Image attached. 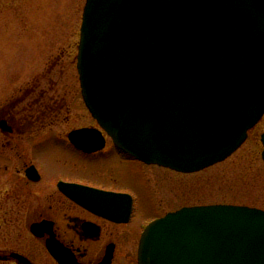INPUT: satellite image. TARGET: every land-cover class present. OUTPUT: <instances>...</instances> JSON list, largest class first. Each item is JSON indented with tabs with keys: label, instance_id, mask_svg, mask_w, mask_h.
<instances>
[{
	"label": "water",
	"instance_id": "95a60500",
	"mask_svg": "<svg viewBox=\"0 0 264 264\" xmlns=\"http://www.w3.org/2000/svg\"><path fill=\"white\" fill-rule=\"evenodd\" d=\"M76 67L86 107L119 150L203 170L232 155L264 115V0H86ZM68 137L85 151L105 144L95 128ZM260 141L264 162V132ZM121 197L96 190L103 208ZM138 264H264V210L169 212L146 226Z\"/></svg>",
	"mask_w": 264,
	"mask_h": 264
},
{
	"label": "flooded vegetation",
	"instance_id": "af4514ba",
	"mask_svg": "<svg viewBox=\"0 0 264 264\" xmlns=\"http://www.w3.org/2000/svg\"><path fill=\"white\" fill-rule=\"evenodd\" d=\"M35 88L20 90L18 96L0 104V174L6 171L15 179L8 190L0 180V264H138L139 240L146 225L174 210L148 220L152 206L141 199L136 188L144 184L139 181L135 188L133 183H126L121 189L112 188L110 184L116 176L105 177L109 171L103 170L110 163L116 165L118 160L140 168L157 165L128 156L108 143L107 138L103 149L84 151L68 138L70 131L78 128L69 130L65 138L53 134L36 140L37 127L46 128L52 122L54 108L62 104L58 100L52 104V97L47 95L49 89L35 92ZM80 96L84 104L81 92ZM46 139L62 141L80 166L48 175L43 158L39 161L36 155L37 145ZM102 158L113 161L99 166L107 162ZM62 183L73 188L62 189ZM96 190L128 197L106 200L103 208L96 199Z\"/></svg>",
	"mask_w": 264,
	"mask_h": 264
},
{
	"label": "rangeland",
	"instance_id": "374dc122",
	"mask_svg": "<svg viewBox=\"0 0 264 264\" xmlns=\"http://www.w3.org/2000/svg\"><path fill=\"white\" fill-rule=\"evenodd\" d=\"M84 3L85 0H0V104L18 96L20 90L29 91L32 87H36L35 92L49 89L47 95L52 97V104L55 100L62 104L60 108L54 106L57 111L54 108L52 122L46 128L37 127L36 140L53 134L65 138L74 128L97 126L81 101L76 68ZM263 130L264 118L231 156L194 173L123 164L116 153L119 163L115 165L110 163L113 159L105 158L107 162L99 166L111 164L110 169L106 166L103 171H109L105 177L114 179L116 176L115 182L109 185L112 188L121 189L126 183H133L135 188L139 181L144 184L136 188L141 199L152 206L148 220L182 206L216 203L264 210V163L260 142ZM107 140L112 143L109 138ZM36 149L38 160L43 158L47 166L48 175L64 173L66 168L76 169L81 164L73 161L75 154L64 147L62 141L55 143L46 139ZM0 180L4 181L6 190L15 182L6 171L0 174ZM40 185L42 183L36 188Z\"/></svg>",
	"mask_w": 264,
	"mask_h": 264
}]
</instances>
